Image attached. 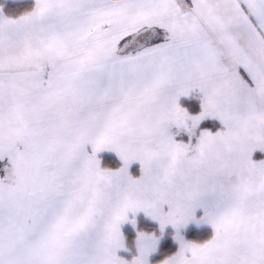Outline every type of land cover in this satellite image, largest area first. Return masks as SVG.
I'll use <instances>...</instances> for the list:
<instances>
[{"label":"snow or ice","instance_id":"obj_1","mask_svg":"<svg viewBox=\"0 0 264 264\" xmlns=\"http://www.w3.org/2000/svg\"><path fill=\"white\" fill-rule=\"evenodd\" d=\"M0 264H264V0H0Z\"/></svg>","mask_w":264,"mask_h":264}]
</instances>
